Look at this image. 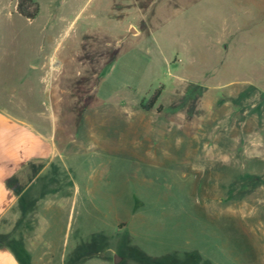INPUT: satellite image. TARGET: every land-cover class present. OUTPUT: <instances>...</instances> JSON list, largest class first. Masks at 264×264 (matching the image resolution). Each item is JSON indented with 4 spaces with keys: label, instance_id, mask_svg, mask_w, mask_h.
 <instances>
[{
    "label": "rangeland",
    "instance_id": "obj_1",
    "mask_svg": "<svg viewBox=\"0 0 264 264\" xmlns=\"http://www.w3.org/2000/svg\"><path fill=\"white\" fill-rule=\"evenodd\" d=\"M35 2L0 0V115L54 145L26 263L264 264V0Z\"/></svg>",
    "mask_w": 264,
    "mask_h": 264
},
{
    "label": "crops",
    "instance_id": "obj_2",
    "mask_svg": "<svg viewBox=\"0 0 264 264\" xmlns=\"http://www.w3.org/2000/svg\"><path fill=\"white\" fill-rule=\"evenodd\" d=\"M53 153L50 138L11 115H0V264H35L26 263L31 247L25 243L34 236L22 233L24 217L14 208L30 190L25 174L36 172L40 160ZM12 210L16 212L11 216Z\"/></svg>",
    "mask_w": 264,
    "mask_h": 264
},
{
    "label": "trees",
    "instance_id": "obj_3",
    "mask_svg": "<svg viewBox=\"0 0 264 264\" xmlns=\"http://www.w3.org/2000/svg\"><path fill=\"white\" fill-rule=\"evenodd\" d=\"M18 1V11L19 13L29 19L34 20L40 11L39 4L35 2V0H17ZM34 7V10L32 12H28L25 7ZM157 96L151 101L150 106H146V109L149 110L152 108L153 102L156 100Z\"/></svg>",
    "mask_w": 264,
    "mask_h": 264
},
{
    "label": "water",
    "instance_id": "obj_4",
    "mask_svg": "<svg viewBox=\"0 0 264 264\" xmlns=\"http://www.w3.org/2000/svg\"><path fill=\"white\" fill-rule=\"evenodd\" d=\"M118 260H120L119 257H117L116 262H117Z\"/></svg>",
    "mask_w": 264,
    "mask_h": 264
}]
</instances>
